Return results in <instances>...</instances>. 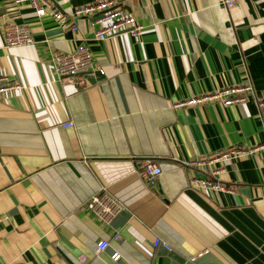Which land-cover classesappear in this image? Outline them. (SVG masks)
<instances>
[{"label": "crops", "instance_id": "0c3cea01", "mask_svg": "<svg viewBox=\"0 0 264 264\" xmlns=\"http://www.w3.org/2000/svg\"><path fill=\"white\" fill-rule=\"evenodd\" d=\"M51 1L75 32L0 0V21L33 37L5 47L0 32V74L23 86L0 98V264H264V148L223 163L233 190L190 187L204 172L185 165L264 141V0H115L145 28L105 40L71 17L93 0ZM81 41L97 69L61 81L51 52ZM239 83L253 88L242 103L174 107ZM145 158L161 168L153 185L137 172ZM99 189L126 206L109 224L85 204Z\"/></svg>", "mask_w": 264, "mask_h": 264}, {"label": "built area", "instance_id": "2783aa9c", "mask_svg": "<svg viewBox=\"0 0 264 264\" xmlns=\"http://www.w3.org/2000/svg\"><path fill=\"white\" fill-rule=\"evenodd\" d=\"M14 3L27 2L34 9L36 16L41 17L47 12L64 27L69 26L72 31L77 30L76 24H69L67 17L59 10H53L51 0H12ZM238 0H221L222 4L230 8L235 5ZM73 18H84L95 27L93 38L96 40H105L121 32H126L133 37L138 38L145 28L142 23L130 12L126 11L120 3L115 0H93L76 7L72 13ZM0 21V32L3 36V45L5 47L28 44L33 42L32 33L27 23H16L8 18H2ZM50 64L58 78L70 80L79 73L94 71L97 69L94 63V57L84 41H81L69 50H54L50 55ZM101 73V68L98 69ZM84 78L80 79L81 84ZM23 88L22 84L17 81H10L6 75L0 74V98L8 92H17ZM253 92V88L249 83H239L230 86L219 87L212 91L194 95L181 101H177L174 107L185 105H196L213 101H220L224 105L238 104L244 102ZM258 113L260 117H264V97L256 100ZM65 127L72 126V121L62 123ZM264 148V141L254 147L231 146L222 149L217 153L207 156L191 158L185 162L190 170H201L203 176L191 174L188 177V185L194 189L202 191H225L233 190V187L223 183L218 177L224 169V162L236 156H241L247 150H256ZM139 176L148 184L153 185L161 174L160 166L152 158H145L138 168ZM86 207L99 220L105 224L119 213L126 210L125 204L115 195L106 189H99L93 193L86 201ZM161 243L159 239L155 244ZM108 245L105 240L97 243L98 249H104ZM164 247L169 249L168 245ZM113 260L119 258L118 253H114Z\"/></svg>", "mask_w": 264, "mask_h": 264}, {"label": "water", "instance_id": "95a60500", "mask_svg": "<svg viewBox=\"0 0 264 264\" xmlns=\"http://www.w3.org/2000/svg\"><path fill=\"white\" fill-rule=\"evenodd\" d=\"M79 74H83V75H87L88 76V74H90L89 72H84V73H79ZM96 74V73H95Z\"/></svg>", "mask_w": 264, "mask_h": 264}]
</instances>
